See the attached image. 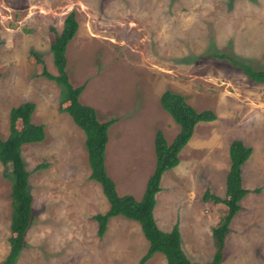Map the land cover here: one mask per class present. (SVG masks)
Instances as JSON below:
<instances>
[{
  "label": "rangeland",
  "instance_id": "1",
  "mask_svg": "<svg viewBox=\"0 0 264 264\" xmlns=\"http://www.w3.org/2000/svg\"><path fill=\"white\" fill-rule=\"evenodd\" d=\"M73 9L79 28L67 68L75 86L85 85L81 101L101 120L116 119L106 166L118 192L143 196L155 167L156 131L171 142L180 129L160 97L167 89L181 93L217 118L197 123L179 164L164 173L157 223L164 230L177 224L188 257L210 260L212 230L227 206L205 194L226 196L230 143L242 139L253 148L242 167L249 192L230 223L223 264H264V83L214 55L264 69V0H0L1 136L13 127L11 109L26 101L35 103L32 121L45 133L22 147L34 218L16 264H137L149 246L140 223L123 215L111 217L98 235L93 215L109 202L89 177L84 130L59 85L43 73L57 74L51 42ZM11 190L0 161V261L10 251ZM145 264L167 260L157 252Z\"/></svg>",
  "mask_w": 264,
  "mask_h": 264
},
{
  "label": "trees",
  "instance_id": "2",
  "mask_svg": "<svg viewBox=\"0 0 264 264\" xmlns=\"http://www.w3.org/2000/svg\"><path fill=\"white\" fill-rule=\"evenodd\" d=\"M78 28L77 12L73 9L66 15L62 30L55 33L51 42L57 74L49 73L46 68L43 73L59 85L61 96L69 102V114L74 122L84 130L91 169L89 177L101 184L103 193L109 202V209L106 212L93 215L98 223V235H104L111 217L123 215L140 223L142 232L149 242L146 253L137 264H145L157 252L165 255L167 264H223L230 223L242 208L241 201L249 192V189L243 186L242 167L251 156L253 148L239 138L231 141L229 149L231 162L226 179V196L220 197L208 190L205 194V199H214L217 203L227 206L226 213L212 230L215 252L212 258L205 262L190 259L182 247V234L179 226L176 224L171 230L162 229L157 223L154 209L157 203V193L161 190L163 175L167 170L179 164L180 152L192 138L197 123L213 121L217 118V114L212 109L197 110L183 94L170 89L165 90L160 97L161 105L179 124L180 129L171 142H168L162 130L156 131L154 137L155 167L148 178L143 196L138 199L131 193L120 194L106 166L109 129L116 119L101 120L96 108L83 103L80 99L85 85L75 86L70 80L67 68V49L76 36ZM1 43L0 34V46ZM33 55L38 62H42L35 52ZM214 55L228 59L253 81L264 83V69L256 68L224 53L215 52ZM35 107L33 101H26L13 107L10 111L13 127L5 139L0 133V161L5 167L6 175L12 181L13 201L10 251L0 261V264L17 263L27 244L26 235L34 218V197L29 182L30 171L26 167L22 147L27 143L40 142L45 137L44 127L32 121ZM16 123H19L20 127H15ZM43 166L40 164L38 168Z\"/></svg>",
  "mask_w": 264,
  "mask_h": 264
},
{
  "label": "crops",
  "instance_id": "3",
  "mask_svg": "<svg viewBox=\"0 0 264 264\" xmlns=\"http://www.w3.org/2000/svg\"><path fill=\"white\" fill-rule=\"evenodd\" d=\"M246 143V142H245ZM228 174V173H227ZM156 207V206H155ZM185 251V250H184Z\"/></svg>",
  "mask_w": 264,
  "mask_h": 264
}]
</instances>
